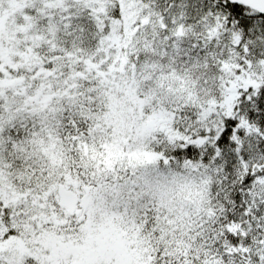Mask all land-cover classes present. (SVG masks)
<instances>
[{"label":"snow or ice","instance_id":"snow-or-ice-1","mask_svg":"<svg viewBox=\"0 0 264 264\" xmlns=\"http://www.w3.org/2000/svg\"><path fill=\"white\" fill-rule=\"evenodd\" d=\"M0 264H264V0H0Z\"/></svg>","mask_w":264,"mask_h":264}]
</instances>
